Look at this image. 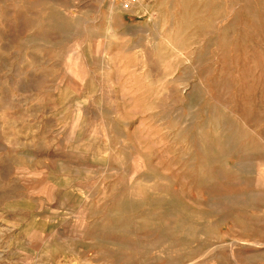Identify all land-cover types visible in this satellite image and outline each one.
I'll use <instances>...</instances> for the list:
<instances>
[{"label":"rangeland","instance_id":"1","mask_svg":"<svg viewBox=\"0 0 264 264\" xmlns=\"http://www.w3.org/2000/svg\"><path fill=\"white\" fill-rule=\"evenodd\" d=\"M0 264H264V0H0Z\"/></svg>","mask_w":264,"mask_h":264},{"label":"built area","instance_id":"2","mask_svg":"<svg viewBox=\"0 0 264 264\" xmlns=\"http://www.w3.org/2000/svg\"><path fill=\"white\" fill-rule=\"evenodd\" d=\"M110 1L116 4H120L122 6H130L132 4L141 2L142 0H110Z\"/></svg>","mask_w":264,"mask_h":264}]
</instances>
